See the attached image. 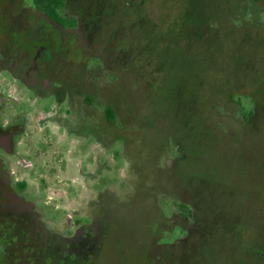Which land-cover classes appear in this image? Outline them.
Masks as SVG:
<instances>
[{
    "label": "rangeland",
    "instance_id": "rangeland-1",
    "mask_svg": "<svg viewBox=\"0 0 264 264\" xmlns=\"http://www.w3.org/2000/svg\"><path fill=\"white\" fill-rule=\"evenodd\" d=\"M60 14L0 0V264H264V0Z\"/></svg>",
    "mask_w": 264,
    "mask_h": 264
},
{
    "label": "trees",
    "instance_id": "trees-1",
    "mask_svg": "<svg viewBox=\"0 0 264 264\" xmlns=\"http://www.w3.org/2000/svg\"><path fill=\"white\" fill-rule=\"evenodd\" d=\"M35 7L44 13L52 22L61 27H70L73 25V19L67 16H62L60 11L65 7V0H32ZM107 116L110 121H114L113 112L111 110L107 111ZM24 187V186H22ZM180 212L183 213L184 217L190 218L189 210L187 207L180 205L178 206Z\"/></svg>",
    "mask_w": 264,
    "mask_h": 264
},
{
    "label": "flooded vegetation",
    "instance_id": "flooded-vegetation-1",
    "mask_svg": "<svg viewBox=\"0 0 264 264\" xmlns=\"http://www.w3.org/2000/svg\"><path fill=\"white\" fill-rule=\"evenodd\" d=\"M6 205L2 204L0 201V227L7 223L6 213H5ZM2 242V243H1ZM3 250V253L0 252V261H4L6 257V241L3 242L0 240V251Z\"/></svg>",
    "mask_w": 264,
    "mask_h": 264
}]
</instances>
